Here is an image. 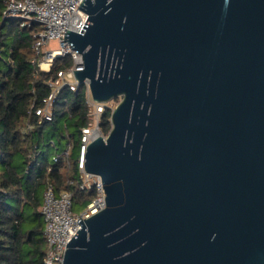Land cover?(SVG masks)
<instances>
[{
	"label": "water",
	"instance_id": "95a60500",
	"mask_svg": "<svg viewBox=\"0 0 264 264\" xmlns=\"http://www.w3.org/2000/svg\"><path fill=\"white\" fill-rule=\"evenodd\" d=\"M65 41L120 99L64 264H264V0H84Z\"/></svg>",
	"mask_w": 264,
	"mask_h": 264
},
{
	"label": "trees",
	"instance_id": "16d2710c",
	"mask_svg": "<svg viewBox=\"0 0 264 264\" xmlns=\"http://www.w3.org/2000/svg\"><path fill=\"white\" fill-rule=\"evenodd\" d=\"M5 3L0 0V264H43L46 241L41 207L47 179L57 193L70 191L75 205L87 207L97 197L96 190L81 189L76 165L80 130L88 123L87 88L83 84L77 92L64 90L54 121L22 137L31 103L47 96V82L72 62H56L50 74L38 71L32 59L40 27L21 19L3 20ZM111 114L112 109L106 108L102 116L105 135L112 128ZM64 141L74 142L71 169L49 158L52 148L56 154L63 151Z\"/></svg>",
	"mask_w": 264,
	"mask_h": 264
},
{
	"label": "built area",
	"instance_id": "2783aa9c",
	"mask_svg": "<svg viewBox=\"0 0 264 264\" xmlns=\"http://www.w3.org/2000/svg\"><path fill=\"white\" fill-rule=\"evenodd\" d=\"M83 1L6 0L3 20L21 19L29 24L34 22L40 27L39 32L35 34L34 58L32 59L38 71L50 74L56 62H64L65 59L72 62L70 67L59 70L47 82L50 89L49 94L40 102L34 100L31 103L21 130L23 138H27L38 126L54 121L57 103L64 90L77 92L81 86L76 79L75 71L85 68L83 54L74 50L70 43L65 41V33L68 30L81 33L89 17L88 13L79 8ZM55 42L59 44V47L50 48V45ZM83 84L87 88L88 123L80 130L79 155L76 165L80 174L81 189H94L97 197L80 214H75L73 194L68 190L57 193L54 183L50 178L47 179L41 207L46 241L43 264H64L67 244L82 227L78 223L79 219L81 218L82 221L89 219L106 208L103 181L100 176L86 172L85 156L93 141L100 137L107 139L108 135L102 131V116L106 108L113 111L114 106L108 105L109 102H96L92 97L89 80ZM73 148L74 142L69 141L66 149L54 155V162L62 163L67 169H71Z\"/></svg>",
	"mask_w": 264,
	"mask_h": 264
},
{
	"label": "rangeland",
	"instance_id": "374dc122",
	"mask_svg": "<svg viewBox=\"0 0 264 264\" xmlns=\"http://www.w3.org/2000/svg\"><path fill=\"white\" fill-rule=\"evenodd\" d=\"M59 47V44L57 43V42H55V43H52L51 45H50V48H52V49H56V48H58ZM118 101H120V99H115V100H113V101H110L109 103H108V105H110V106H114V108L117 106V104H118ZM62 123V122H61ZM54 140V139H53ZM55 142H56V140H55ZM60 149H66V147H67V143H66V141H64L61 145H60ZM55 151H56V149H54V148H52L50 151H49V158L50 159H52L53 157H54V155L56 154L55 153ZM86 207H84V206H81V205H79V204H74V213L75 214H80L84 209H85ZM27 211H29V210H27Z\"/></svg>",
	"mask_w": 264,
	"mask_h": 264
}]
</instances>
